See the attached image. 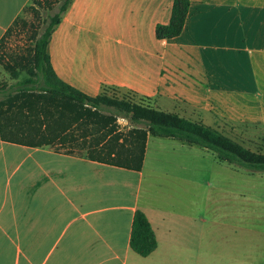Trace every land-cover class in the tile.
I'll list each match as a JSON object with an SVG mask.
<instances>
[{
	"label": "crops",
	"instance_id": "obj_1",
	"mask_svg": "<svg viewBox=\"0 0 264 264\" xmlns=\"http://www.w3.org/2000/svg\"><path fill=\"white\" fill-rule=\"evenodd\" d=\"M31 1L0 0V41ZM174 1L72 0L48 46L53 70L91 97L130 94L236 142L234 133L255 137L264 127V0H189L182 34L158 40ZM194 147L149 135L136 171L0 136V264H264V172L203 148L241 176L222 191L228 199L214 203L208 192L176 216L157 194L155 180L175 179L176 164L194 181ZM139 210L158 241L148 257L130 246Z\"/></svg>",
	"mask_w": 264,
	"mask_h": 264
},
{
	"label": "trees",
	"instance_id": "obj_2",
	"mask_svg": "<svg viewBox=\"0 0 264 264\" xmlns=\"http://www.w3.org/2000/svg\"><path fill=\"white\" fill-rule=\"evenodd\" d=\"M60 1L59 12L35 40L29 76L0 100L2 140L36 148L57 145L69 154L87 148L86 157L92 161L141 171L148 136L152 135L200 146L216 153L222 162L264 172L263 153L246 148L203 122L165 112L146 104L148 100L143 98L140 102L119 99L110 97L107 91L91 97L63 82L53 70L48 53L52 34L72 2ZM189 10V0H175L170 22L156 27V38L179 37ZM18 75L15 73L13 79L17 80ZM107 109L111 112L106 113ZM118 118L134 126L125 135L118 131ZM130 246L141 257L150 256L158 247L152 225L140 210L134 216Z\"/></svg>",
	"mask_w": 264,
	"mask_h": 264
},
{
	"label": "rangeland",
	"instance_id": "obj_3",
	"mask_svg": "<svg viewBox=\"0 0 264 264\" xmlns=\"http://www.w3.org/2000/svg\"><path fill=\"white\" fill-rule=\"evenodd\" d=\"M60 0H32L26 7L20 18L13 24L8 33L4 36L0 43V100L11 91L17 88V83L29 76V68L32 66V50L37 37L44 32L50 25L51 18L59 12L61 6ZM19 74L18 79L14 80V74ZM110 97L119 99H129L135 102H140V98L130 94H120L115 91H107ZM146 104H150L148 101ZM110 113L111 110H105ZM119 120V118H118ZM117 120L118 131L122 134H127L134 126L128 120L127 127L125 123H120ZM123 127V128H122ZM128 127H130L128 129ZM255 137H242L235 134L238 142H242L243 146L256 152L264 154V127L256 129ZM99 134L94 137L98 138ZM152 142L162 141L152 138ZM87 147V146H86ZM148 165L158 164L156 158L159 157L154 151L153 144L150 146ZM196 154V175L194 181H189L185 167L176 164V178L166 179L162 176L155 180V190L161 199L172 201L177 213L188 214V201L191 199L196 201L198 205L203 206L208 198V192H212V201L218 202L221 199H228L222 192L229 185L237 183L241 178L240 175L233 174L225 165H216L214 156L211 152H205L201 147L192 148ZM76 154L87 156V148L76 149ZM226 169V174L225 170ZM194 178V177H193ZM212 184V191L209 190L207 184ZM194 185V187L192 186ZM191 186V187H190ZM223 187V188H222ZM226 187V188H225ZM232 199V196H228Z\"/></svg>",
	"mask_w": 264,
	"mask_h": 264
},
{
	"label": "built area",
	"instance_id": "obj_4",
	"mask_svg": "<svg viewBox=\"0 0 264 264\" xmlns=\"http://www.w3.org/2000/svg\"><path fill=\"white\" fill-rule=\"evenodd\" d=\"M118 122H119V124L120 123H125V126L127 127V124H128V120L127 119H125V118H119Z\"/></svg>",
	"mask_w": 264,
	"mask_h": 264
}]
</instances>
